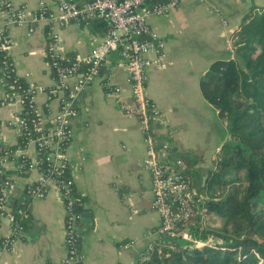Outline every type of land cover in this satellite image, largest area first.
Returning a JSON list of instances; mask_svg holds the SVG:
<instances>
[{"label":"crops","instance_id":"crops-1","mask_svg":"<svg viewBox=\"0 0 264 264\" xmlns=\"http://www.w3.org/2000/svg\"><path fill=\"white\" fill-rule=\"evenodd\" d=\"M6 1L29 16L36 12L37 0ZM46 5L57 12L55 0H46ZM253 9L264 10V0H181L167 15L148 19L150 30L164 42L166 63L163 70L154 66L146 70L147 95L157 110L151 126L159 143L168 140L183 157L195 159L194 170L201 181L227 136L218 111L201 94L200 79L213 62L231 57L233 35ZM3 22L0 9V29ZM105 28L100 22L84 27L67 24L58 30L56 51L65 58L87 55L103 40ZM7 32L15 74L40 88L35 99L38 108L44 111L47 105L49 112L55 113L59 102L49 99L46 90L55 81L46 57L45 25L27 22L11 26ZM117 63L118 56L111 54L100 75L78 94L77 115L70 121L73 137L66 150L69 175L75 191L85 200L89 214L85 220L92 223L80 235V264H137L159 238L158 216L150 209L151 176L143 167L146 146L138 120L122 113L101 87L107 77L120 88L122 99L129 101L126 71ZM4 93L0 73V96ZM21 112L19 101L0 107V143H17L13 124ZM24 154L36 160L33 146ZM2 170L14 187L9 196L21 205L24 197L19 200L20 194L36 183L38 171L18 174L15 158L6 160ZM47 187L43 198L24 201L26 212L30 207L28 223L0 255V264L56 263L64 257L65 204L54 185ZM33 221L38 224L33 225ZM11 222L9 208L1 220L0 237L11 234ZM130 241H134L130 248H121Z\"/></svg>","mask_w":264,"mask_h":264},{"label":"built area","instance_id":"built-area-1","mask_svg":"<svg viewBox=\"0 0 264 264\" xmlns=\"http://www.w3.org/2000/svg\"><path fill=\"white\" fill-rule=\"evenodd\" d=\"M55 1L56 13L48 9L46 0H37L36 12L29 16L24 9L13 8L6 0H0V9L4 14V27L0 29V53L9 58L8 64L3 63L0 67L1 75L8 77L10 73L15 74L9 57L12 42L7 29L27 22L31 24L41 22L47 30L46 57L50 61L48 66L54 73L55 81L54 85L46 90L49 99H57L59 102L55 113H50L47 105L44 111L41 110L35 103L40 88L26 80L25 99L15 90L0 96V107L12 101H19L22 112L24 103L32 112L28 124L34 134L27 132L23 148L13 153L15 159L28 161L29 172L36 170L39 173V179L32 189L27 190V194L32 199H41L45 193L43 189L49 184L58 190L59 186H62L61 182L51 175L56 171L61 173L62 170L69 169L66 150L73 137L70 121L77 115V96L100 75L108 57L116 54L117 65L126 71L130 86L129 101L122 99L120 88L111 84L107 77L102 80L101 87L105 94L114 98L122 113L138 120L146 146L143 167L151 176L150 209L157 214L159 221L156 231L158 239H161L165 246H170V240L180 236L183 240L202 247L204 242L179 229L190 219L202 216L199 208L201 197L193 190V185L186 175L187 167L181 151L168 140L161 143L156 140L151 123L157 116V110L147 95V68L150 66L161 70L166 68L164 42L150 30L148 19L167 15L178 7L181 0H86L82 3L75 0ZM97 20L106 24V34L87 55L65 58L56 51L59 28L67 24L84 27ZM69 80H74L73 85L68 83ZM22 112L13 124L18 136L22 129L27 127ZM29 146L34 147L36 160H30L24 154ZM6 160V157L0 160V176L3 174L1 167ZM42 161L48 162L50 170L45 172L46 175L40 171L39 164ZM16 167L19 169L21 165L16 162ZM68 184H71V181H68ZM12 190L14 187L9 179L0 182V225L9 209L7 201ZM60 193L66 210L63 239L65 255L59 262L43 264H75L78 257L76 218L71 203L65 202L66 194L62 191ZM22 205L26 206L24 201ZM16 213L21 219L27 217L24 208H19ZM22 230L23 226L12 218L11 234L0 237V255L11 246L13 238ZM133 243L134 241L123 243L121 248H130ZM140 258L146 259V256Z\"/></svg>","mask_w":264,"mask_h":264},{"label":"trees","instance_id":"trees-1","mask_svg":"<svg viewBox=\"0 0 264 264\" xmlns=\"http://www.w3.org/2000/svg\"><path fill=\"white\" fill-rule=\"evenodd\" d=\"M94 22L106 26L102 21ZM231 46V57L213 62L200 79L201 94L218 111L227 136L212 157V168L206 171L204 185L201 175L194 170L195 159L183 157L186 175L201 197L202 218L196 216L179 229L205 244L196 246L179 236L165 246L157 239L144 255L146 259L140 258L137 264H264V10L253 9L245 15ZM8 62L9 58L0 53V67ZM51 74L54 75L52 69ZM2 77L5 92L15 90L26 98L24 79L12 73ZM22 115L27 127L22 129L15 145L0 143V160L13 159L14 151L23 148L27 132L34 134L28 124L32 112L26 103ZM16 162L21 165L18 174L27 175L28 161L16 159ZM39 167L45 175L50 170L46 161L40 162ZM51 176L61 182L59 190L66 194L65 202L71 203L78 253L81 232L92 226L91 221L79 224L85 219L83 215L88 214L85 200L75 191L69 169ZM5 179L4 174L0 176V182ZM23 197L25 202L32 199L25 191L19 200ZM7 205L13 221L24 230L28 215L21 219L16 211L26 206L11 200ZM205 215H211L216 225L205 226ZM210 238L212 243H208Z\"/></svg>","mask_w":264,"mask_h":264},{"label":"water","instance_id":"water-1","mask_svg":"<svg viewBox=\"0 0 264 264\" xmlns=\"http://www.w3.org/2000/svg\"><path fill=\"white\" fill-rule=\"evenodd\" d=\"M206 177H207V174H205L204 177L202 178V185H204L205 180H206ZM15 192H17V190ZM9 198H10L9 200H12L13 201V198L11 196H9ZM27 213L30 214V207L27 208ZM83 217L84 218H88L89 217V214H85V215H83ZM32 223H33V225H37L38 224L35 221H33ZM86 223H89V221H86L85 219L84 220H80V222H79V224H86ZM75 264H80L79 256L77 257V261H76Z\"/></svg>","mask_w":264,"mask_h":264},{"label":"rangeland","instance_id":"rangeland-1","mask_svg":"<svg viewBox=\"0 0 264 264\" xmlns=\"http://www.w3.org/2000/svg\"><path fill=\"white\" fill-rule=\"evenodd\" d=\"M193 190L197 192V187H194ZM206 195H207V193H206ZM198 217H199L200 219L202 218L201 215H198ZM204 225H205V226H207V225H216V222H215V220L213 221V218H212L211 215H205V216H204ZM202 226H203V224H202ZM212 242H213V239L210 238V239L208 240V243H212ZM217 242H219V241L217 240Z\"/></svg>","mask_w":264,"mask_h":264}]
</instances>
